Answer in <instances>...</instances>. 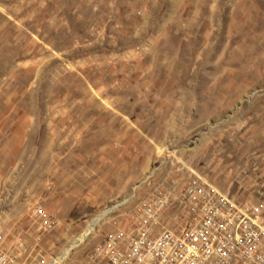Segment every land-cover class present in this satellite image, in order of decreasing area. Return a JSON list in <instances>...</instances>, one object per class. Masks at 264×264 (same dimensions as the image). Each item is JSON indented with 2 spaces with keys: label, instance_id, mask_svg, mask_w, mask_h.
Wrapping results in <instances>:
<instances>
[{
  "label": "rangeland",
  "instance_id": "1",
  "mask_svg": "<svg viewBox=\"0 0 264 264\" xmlns=\"http://www.w3.org/2000/svg\"><path fill=\"white\" fill-rule=\"evenodd\" d=\"M189 166L264 202V0H0V232L92 256ZM41 212L33 215L31 208ZM46 221V223H44Z\"/></svg>",
  "mask_w": 264,
  "mask_h": 264
},
{
  "label": "built area",
  "instance_id": "2",
  "mask_svg": "<svg viewBox=\"0 0 264 264\" xmlns=\"http://www.w3.org/2000/svg\"><path fill=\"white\" fill-rule=\"evenodd\" d=\"M176 198L154 190L92 250L105 264H264V202H239L189 166ZM41 212L39 205L31 208ZM46 223V221H44ZM0 232V264H19Z\"/></svg>",
  "mask_w": 264,
  "mask_h": 264
},
{
  "label": "bare ground",
  "instance_id": "3",
  "mask_svg": "<svg viewBox=\"0 0 264 264\" xmlns=\"http://www.w3.org/2000/svg\"><path fill=\"white\" fill-rule=\"evenodd\" d=\"M111 209H113V207H110L103 214L94 217L90 222H88L87 227L73 241H71V243H69L64 250H62L61 254L56 256L53 259V261L49 264H60L61 262H63V260L68 256L71 249L79 245L86 238V236L90 233L92 228H94L93 226L100 219V217Z\"/></svg>",
  "mask_w": 264,
  "mask_h": 264
}]
</instances>
